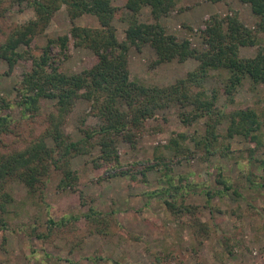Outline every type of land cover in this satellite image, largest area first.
<instances>
[{"label": "trees", "instance_id": "16d2710c", "mask_svg": "<svg viewBox=\"0 0 264 264\" xmlns=\"http://www.w3.org/2000/svg\"><path fill=\"white\" fill-rule=\"evenodd\" d=\"M25 2L33 11L25 21H8L7 12L14 4ZM247 3L256 16L252 26L243 23L236 10L208 14L197 28V44L187 37L178 38L168 32L160 17L166 16L177 0H0V59L6 65L4 74L16 63L24 69L13 84V96L0 93V238L10 227L7 219L9 205L13 201L10 181L21 182L28 192L45 186L51 171L59 174L56 188L76 191L77 173L71 166L75 155L91 154V167L97 178L126 176L133 181L139 173L143 179L146 170L159 173L158 186L146 192L147 196L159 195L166 209L184 219L200 235V243L209 233L208 224L201 220L197 205L184 202L189 192L201 186L203 205L212 207L210 199L221 197L230 189L238 194L237 181L224 176L218 169L209 187L205 182L187 179L186 174L172 172V165L182 159L195 157L201 161L211 156H229L233 149L230 139L240 137L246 146L244 156L248 161L258 160L264 169V139L261 126L264 123V103L257 99L253 106L234 107L225 110L242 80H248L252 90L264 87V47L259 33H264V0H239ZM63 5L70 21L82 13L94 15L97 26L70 23L64 33L47 36L43 44L34 38L48 24L53 13ZM142 5H146L151 21L138 19ZM112 19L126 22L123 37L118 39ZM69 44L90 50L89 60L76 71H65L60 62L69 54ZM147 44L154 52L151 64L186 58L196 60L195 66L173 81L157 85L130 77L128 73V49L139 50ZM242 45H256L250 56L239 54ZM226 72L222 83L224 101L217 103L218 90L204 87L209 70ZM88 102L87 113L96 121L86 123L81 119L76 125L77 136L63 131L66 115L78 99ZM48 102L43 111L42 103ZM170 105L177 106V117L183 125H190L203 118L201 132L187 134L176 131L162 144L170 154H154L153 161L136 162L135 170L119 164L117 141L133 147L143 134L164 129L166 116L157 110ZM226 121L223 132L218 125ZM250 185L264 186L253 172L240 171ZM84 208L68 211L58 218L47 216L44 230L29 225L27 234L41 240L50 235L70 241L69 249L78 246L85 235L95 231L105 234L119 221L113 208L102 209L81 198ZM70 235V237H69ZM96 259H100L97 257ZM100 264V263H96Z\"/></svg>", "mask_w": 264, "mask_h": 264}, {"label": "rangeland", "instance_id": "374dc122", "mask_svg": "<svg viewBox=\"0 0 264 264\" xmlns=\"http://www.w3.org/2000/svg\"><path fill=\"white\" fill-rule=\"evenodd\" d=\"M234 9L239 19L252 26L256 16L247 3L239 0H177L166 16L160 17L168 32L178 38L187 37L191 44H197V28L202 26L204 18L212 13L220 14ZM33 11L25 2L14 4L7 12L8 21H25L32 17ZM138 19L151 21L146 5H142ZM97 26L94 15L82 13L70 21L61 5L51 16L45 29L34 38L41 45L47 36H55L67 31L70 23ZM118 39L123 37L126 22L112 19ZM260 44L264 47V33H259ZM256 45L239 46L242 56L254 53ZM69 54L62 59L60 66L65 71H76L86 64L90 50L69 44ZM154 52L150 46L143 44L139 50L128 49V73L147 84L162 85L183 76L192 69L196 60L186 58L182 61L171 59L151 64ZM6 65L0 59V93L13 96L12 84L20 78L24 69L22 63H16L4 74ZM226 75L222 70H209L204 87L218 90L217 103L224 101L222 83ZM257 99L264 103V87L257 85L255 90L248 86L244 78L233 94L231 103L224 105L225 110L234 107L253 106L258 108ZM43 111L48 109V102L42 103ZM88 102L78 99L66 115L63 131L71 137L77 136L76 125L81 119L86 123L96 121L95 116L87 113ZM156 114L166 116L163 130L141 135L133 147L122 140L117 141L119 164L123 168L135 170L140 165L136 162L153 161L154 154L169 155L162 147L166 139L176 131L190 134L201 132L203 118L190 125H183L177 117V106L170 105L157 110ZM226 121L218 125L223 132ZM264 139V123L261 126ZM246 143L238 136L230 139L233 152L229 156H211L206 161L190 157L172 165V172L186 174L188 180L205 182L209 187L219 186L214 182L216 172L236 179L238 194L226 190L221 197L214 195L210 199L212 207L204 206V194L197 185L194 192L184 197V202L197 205L199 216L208 224L209 233L200 243V235L190 227L184 215H172L165 207L159 195L147 196L146 192L158 186L159 173L146 170L143 177L137 173L133 181L126 176H113L107 179L97 178L91 167V154L75 155L71 166L77 173L76 191L59 190L56 182L59 174L51 171L45 186L35 192H28L19 181H10L9 186L13 201L9 205L7 219L10 227L0 238V264H264V186H254L242 177L240 171H252V177L260 180L258 174L264 175V169L258 160L248 161L243 148ZM263 158L264 154H257ZM80 196L102 209L113 208L119 221L118 226H111L105 234L89 232L78 246L70 247V241L59 236L50 235L44 241L32 234H27L29 225L44 230L47 216L58 218L68 211H77ZM70 237V235H69ZM100 257V259H96Z\"/></svg>", "mask_w": 264, "mask_h": 264}]
</instances>
